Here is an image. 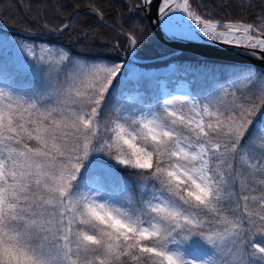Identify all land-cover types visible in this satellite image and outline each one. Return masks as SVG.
<instances>
[{
	"label": "snow or ice",
	"instance_id": "6c2138e0",
	"mask_svg": "<svg viewBox=\"0 0 264 264\" xmlns=\"http://www.w3.org/2000/svg\"><path fill=\"white\" fill-rule=\"evenodd\" d=\"M177 11L170 39L264 60V15L159 9ZM27 51L38 84L0 81V264H264V73L231 66L202 101L145 109L117 98L121 64Z\"/></svg>",
	"mask_w": 264,
	"mask_h": 264
},
{
	"label": "trees",
	"instance_id": "16d2710c",
	"mask_svg": "<svg viewBox=\"0 0 264 264\" xmlns=\"http://www.w3.org/2000/svg\"><path fill=\"white\" fill-rule=\"evenodd\" d=\"M189 3L198 14L225 21L252 22L253 18L264 15V0H189ZM82 8L99 9L101 18L107 24L101 22L96 12L86 10L68 28L43 35L48 30L62 26ZM2 26L27 34L11 32ZM0 33L53 45L90 63L120 61L154 71L155 74L150 77L140 69L138 71L142 73L135 76H120L119 81H124L123 91L126 92L134 86L147 90L159 79L169 84L185 79L193 87L205 86L210 81H221L222 74L230 70L231 66L264 73V68L256 66L198 57L189 52L175 53L173 48L160 42L154 35L141 7V0H0ZM130 33H134L138 40L134 56L150 61L137 62L131 59ZM0 68L1 72L6 71L10 76L14 74L13 83L32 80L27 73L15 69L2 55Z\"/></svg>",
	"mask_w": 264,
	"mask_h": 264
},
{
	"label": "rangeland",
	"instance_id": "374dc122",
	"mask_svg": "<svg viewBox=\"0 0 264 264\" xmlns=\"http://www.w3.org/2000/svg\"><path fill=\"white\" fill-rule=\"evenodd\" d=\"M193 10V8H192ZM132 46V45H131ZM132 48V47H131ZM31 49L37 58V67L46 66L49 57L47 56V50H63L61 48H57L53 45L43 44L40 42H34L25 38H20L12 35H6L0 33V55L3 57H7L8 62H11L12 66L15 69L20 70L23 73H27L23 70L28 69L33 64V57L28 55V51ZM64 51V50H63ZM131 51V50H130ZM131 54V53H130ZM45 57L44 62L41 64L39 62V57ZM136 57H134L135 59ZM100 63L113 65V64H121L124 66L122 69L121 76H135V74L142 73L140 70H144V73L150 76H153L155 73L152 69H142L138 68L134 64L124 63L120 61L108 62V61H100ZM2 70V68H0ZM32 79L29 82H18L17 84L13 83L14 74L9 75L5 71H0V81L5 80V83H12L15 85L23 84L25 86H36L38 84V80L31 74L27 73ZM222 83L221 81H210L207 82L205 86H197L193 87L188 83L187 80L178 79L173 84L167 83L163 79H159L155 82L154 85L144 90L140 87H133L129 92L123 91L122 96L118 99L125 104L135 105L137 108H145L147 109L150 106H155L158 101H161L163 98H170L171 96H177V92L182 93L184 96H191L198 100H203L205 96L212 93L219 85ZM181 106L179 104L176 105V108L179 109ZM135 110V109H134ZM187 111V108H185Z\"/></svg>",
	"mask_w": 264,
	"mask_h": 264
},
{
	"label": "water",
	"instance_id": "95a60500",
	"mask_svg": "<svg viewBox=\"0 0 264 264\" xmlns=\"http://www.w3.org/2000/svg\"><path fill=\"white\" fill-rule=\"evenodd\" d=\"M178 0H175L177 2ZM163 6V0H152L151 5L145 3V0H141V7L143 8L144 14L149 22V25L156 36V38L166 44L167 46L173 48L175 53L179 52H189L198 57L214 58L220 60H228L238 64H245L249 66H256L264 68V60L259 57H254L249 55L242 49L236 48L234 46H224L219 43H211L207 39H196V40H173L169 38V31L166 30L161 24L162 14L159 12L160 7ZM86 10H92V8H82L76 11L72 17L65 22V24H70L79 14ZM95 12V11H94ZM102 23H106L100 15H98ZM107 24V23H106ZM63 25L52 30H48L43 33V35H49L52 33H57L63 29ZM11 32H17L19 34H27L25 31L16 30L6 26H2ZM135 51V46H133L130 52V57L137 62H147L150 59H134L133 53ZM162 58V57H161Z\"/></svg>",
	"mask_w": 264,
	"mask_h": 264
},
{
	"label": "bare ground",
	"instance_id": "6f19581e",
	"mask_svg": "<svg viewBox=\"0 0 264 264\" xmlns=\"http://www.w3.org/2000/svg\"><path fill=\"white\" fill-rule=\"evenodd\" d=\"M177 4H182L183 0H178L177 2H175ZM170 15H172L174 18L171 20H168L167 17H161V24L163 25V27L168 30V31H177L180 32L182 31V26L187 22V20L189 19L185 13L182 12H174V13H170ZM178 94H176L177 96H182L183 94L180 92H177ZM184 96V95H183Z\"/></svg>",
	"mask_w": 264,
	"mask_h": 264
}]
</instances>
